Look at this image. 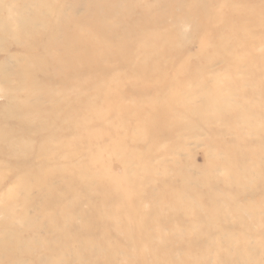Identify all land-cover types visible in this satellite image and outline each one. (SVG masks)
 <instances>
[{
	"label": "rangeland",
	"instance_id": "1",
	"mask_svg": "<svg viewBox=\"0 0 264 264\" xmlns=\"http://www.w3.org/2000/svg\"><path fill=\"white\" fill-rule=\"evenodd\" d=\"M0 264H264V0H0Z\"/></svg>",
	"mask_w": 264,
	"mask_h": 264
},
{
	"label": "bare ground",
	"instance_id": "2",
	"mask_svg": "<svg viewBox=\"0 0 264 264\" xmlns=\"http://www.w3.org/2000/svg\"><path fill=\"white\" fill-rule=\"evenodd\" d=\"M261 24H260V22L258 23V26H260ZM240 32H244V27H241L240 28ZM249 38L250 39H252L253 38V35H252V33L251 32H249ZM166 42V41H165ZM166 44H167V42H166ZM205 47V45L204 46H202V50H203V48ZM121 51H122V48H121ZM207 51V49H205L204 51H203V53L204 52H206ZM181 72V71H180ZM109 93H111L110 91L108 92V94ZM118 97V92H116L114 95H112V96H107V101H112V102H115V100H116V98ZM116 103V102H115ZM105 108L107 109V108H109L108 110H112V109H110V107H108V106H106L105 105ZM119 108L120 107H117L116 109H118L119 110ZM111 112H115V111H111ZM130 112L132 113V114H135V113H137V111H132V110H130ZM115 147L117 148V151H123L124 150V146L122 145V142H120L119 141V143H115ZM109 183H111V182H109ZM126 193V197H131V196H133V192L132 191H126L125 192ZM106 200H107V198H106Z\"/></svg>",
	"mask_w": 264,
	"mask_h": 264
}]
</instances>
